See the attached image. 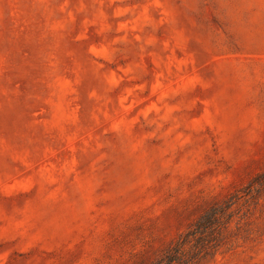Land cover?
<instances>
[{
  "label": "rangeland",
  "instance_id": "obj_1",
  "mask_svg": "<svg viewBox=\"0 0 264 264\" xmlns=\"http://www.w3.org/2000/svg\"><path fill=\"white\" fill-rule=\"evenodd\" d=\"M261 173L264 0H0V264H153L235 193L210 264H264Z\"/></svg>",
  "mask_w": 264,
  "mask_h": 264
},
{
  "label": "trees",
  "instance_id": "obj_2",
  "mask_svg": "<svg viewBox=\"0 0 264 264\" xmlns=\"http://www.w3.org/2000/svg\"><path fill=\"white\" fill-rule=\"evenodd\" d=\"M264 173L247 185V195L263 186ZM245 194V195H246ZM243 195L231 194L210 205L185 231L165 247L153 264H210L223 252L238 246L237 231L246 222L247 213L239 206Z\"/></svg>",
  "mask_w": 264,
  "mask_h": 264
}]
</instances>
